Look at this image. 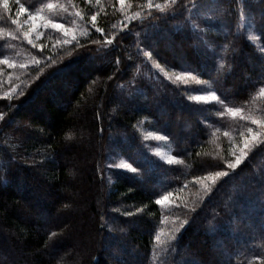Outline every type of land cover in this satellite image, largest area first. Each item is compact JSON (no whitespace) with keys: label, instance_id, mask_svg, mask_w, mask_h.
Segmentation results:
<instances>
[{"label":"trees","instance_id":"trees-1","mask_svg":"<svg viewBox=\"0 0 264 264\" xmlns=\"http://www.w3.org/2000/svg\"><path fill=\"white\" fill-rule=\"evenodd\" d=\"M196 3L172 17L167 0H0L15 64L0 63V264H264V137L228 168L230 138L264 116V0ZM18 6L41 13V47ZM161 67L219 100L189 99L198 86Z\"/></svg>","mask_w":264,"mask_h":264},{"label":"rangeland","instance_id":"rangeland-1","mask_svg":"<svg viewBox=\"0 0 264 264\" xmlns=\"http://www.w3.org/2000/svg\"><path fill=\"white\" fill-rule=\"evenodd\" d=\"M158 1H161V0H158ZM154 2L155 0H152L153 4ZM14 13H15V16L17 17L15 20V25L21 31L24 37V40L29 45L32 43L36 47H41L42 46L41 40L45 37L44 34L46 32V27H48L47 24L44 22V20H41V17H42L41 13H31L28 10L26 12H21V7L19 6L17 7ZM77 16H80V15L77 13ZM33 17L35 18L34 20L32 19ZM54 29H56L54 30L56 32H60L63 30L64 33H65V29H67V33L65 34L72 37L73 33L76 32V30L77 32L78 31L82 32L81 31L82 25H80V23L79 24L76 23L74 25V28H64L63 27L59 29L58 28H54ZM248 30H249V34L251 38L254 40L256 36L252 34L253 32L251 28H248ZM25 33H28V35L25 36ZM29 40H31V43H29ZM9 64L11 63L9 62ZM11 65H15V64L12 63ZM161 69L167 75L169 79L175 82L183 83V84L195 83V85H197L198 88H196L195 90H193V92L190 93L191 97H194L196 95H207L212 92L216 94L215 90L212 88V86L210 85L208 81L201 80L198 76H196L195 74L191 72H183V71H177V70H172V69H166L164 67H161ZM206 102H212L211 98L209 97L208 101ZM252 119L264 120V116H259V117L256 116V117L249 118L247 120V125L243 128V130L239 132L237 135L231 137L233 139L230 138V147H229L231 150L230 156L234 158L233 160H230L231 161L230 163H233L235 161V155L240 154V149L244 147L245 139L249 141L248 148L245 149V152L248 153V150L250 149V147L253 146V144H255L257 141H259V139L264 137V136L257 135L256 138L253 139L252 134L248 132L249 128H252L254 132H259L260 130V125L253 124L251 122ZM148 135L149 137L154 138L157 141L155 147L152 148L155 154H158L162 159L166 161L172 160L173 162L176 160V157H175V160L172 159L174 155L171 152L169 140L167 138L165 139V136L163 134L157 131H152ZM167 196H168V199L164 201V204L169 206L173 202V200L170 195H167ZM217 249H219V251L217 252L219 255H224L225 257L226 255H228V249L226 246L220 244V246Z\"/></svg>","mask_w":264,"mask_h":264},{"label":"snow or ice","instance_id":"snow-or-ice-1","mask_svg":"<svg viewBox=\"0 0 264 264\" xmlns=\"http://www.w3.org/2000/svg\"><path fill=\"white\" fill-rule=\"evenodd\" d=\"M3 2H4L5 8H7V6H8L7 5V0H3ZM119 2H120L121 5L124 4V0H119ZM148 2H149V10H151V8L153 7L152 0H148ZM167 2L170 3L173 6H176L174 8V10L171 12V16L172 17H175L178 12L182 13V12L189 11L190 10L189 9V5L193 9H196V8L200 7V5H198L196 3V0H189V4H185L183 2V0H167ZM49 7H51V5H49ZM154 7H155V9H157L160 12H164L165 11L164 6H162L161 4H155ZM26 11H27V9H24L23 6H22L21 7V12H26ZM149 14H151L150 11H149ZM32 19L34 20L35 18L33 17ZM131 19H132L131 17H128L129 21H131ZM95 20H96V17L92 16L93 26H94ZM51 27L59 29V28H63V25H61V24H51ZM65 33H67L66 29H65ZM27 35H28V33H25V36H27ZM111 42H112L111 39L107 40V43L111 44ZM29 43H31V40H29ZM65 43H67V41H65ZM145 55L147 57L151 58L152 52L149 51V52L145 53ZM0 63L8 64L9 61L3 60V61H0ZM209 97L211 98L212 101L219 100V97H217V95L214 92L209 93L207 95H196L194 97H189V99H192V100H195V101H208ZM229 111H231V110H229ZM251 122L253 124H259L260 125L259 132H254L252 128L248 129V132L252 134L253 139H255L257 135L264 136V120L252 119ZM165 139H166V137H165ZM248 144H249V141L247 139H245L244 147L240 149V154L239 155H235V161L233 163L228 164V168L235 170V168L237 166H239L243 162V160L245 159V157L247 155V153L245 152V149L248 148ZM172 159L175 160V157H173ZM168 163H172V160H169ZM122 167L127 168L130 171H132V172H137V169L132 167L130 164L123 165ZM228 174H229L228 172L217 173V175H224V176H227ZM167 199H168V196H164L163 199L157 200L156 203L157 204H162ZM128 215H131V213H128ZM156 239L159 240V237L157 236ZM173 239H175V237H173Z\"/></svg>","mask_w":264,"mask_h":264}]
</instances>
